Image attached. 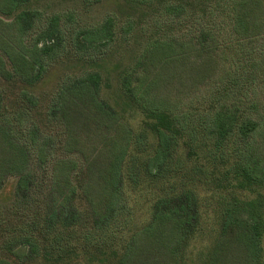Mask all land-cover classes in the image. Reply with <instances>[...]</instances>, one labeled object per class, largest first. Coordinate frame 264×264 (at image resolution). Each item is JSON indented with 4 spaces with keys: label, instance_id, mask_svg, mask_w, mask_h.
<instances>
[{
    "label": "trees",
    "instance_id": "1",
    "mask_svg": "<svg viewBox=\"0 0 264 264\" xmlns=\"http://www.w3.org/2000/svg\"><path fill=\"white\" fill-rule=\"evenodd\" d=\"M33 2L0 0V135L21 157L0 174V264H264V0H126L158 16L140 58L123 70L79 59L45 131L37 93L67 27ZM83 36L79 51L102 53L116 20ZM220 61L225 80L198 104L158 98L183 73L208 81ZM77 116L102 150L74 153Z\"/></svg>",
    "mask_w": 264,
    "mask_h": 264
},
{
    "label": "rangeland",
    "instance_id": "2",
    "mask_svg": "<svg viewBox=\"0 0 264 264\" xmlns=\"http://www.w3.org/2000/svg\"><path fill=\"white\" fill-rule=\"evenodd\" d=\"M33 8L39 12L44 23L54 16H58L62 24L67 27L66 42L57 54H53L51 60L53 63L50 67H47L44 76L46 79L37 93L39 98H42L37 112V119L41 122L42 129L46 128L47 108L57 88L64 85V82L75 81L83 73L82 68L78 67L79 59L97 58L98 64L108 61L111 68L117 67L123 70L140 58L141 52L147 44V40H145L146 32L151 29L157 30L154 26L158 16L151 13L146 14L142 10H134L127 4L126 0H34ZM109 17L116 20L118 40H115L108 49H102V53L93 50L79 51L77 40H83V34L86 31L100 26ZM130 23L134 25L135 29L141 25V30L135 37L130 38L132 40H125V33ZM31 41L28 40L27 42ZM10 44L15 50L13 57L17 61V66H19L21 44L18 40H10ZM48 57L47 55L43 56V58L50 61V57ZM6 61L8 66L11 67L10 60L6 58ZM86 66L89 67L90 65L86 63ZM227 70L228 67L221 64L220 61L213 78L197 85L193 83L192 78L184 77L186 74L183 73L181 81L179 79L169 81L157 91V96L160 99H165L171 109H182L192 103L196 105L199 100L209 94L216 84L225 80ZM112 86L114 92V88H117L116 82L112 83ZM104 93L108 96L110 94L109 90H105ZM254 101L264 104V87L261 92L256 94ZM253 116L256 120L259 119L258 112L254 113ZM61 119H63V116H60L59 120ZM73 123L72 131L69 132L70 136L77 140V146L73 150L74 153L83 155L85 153L86 155L88 152L97 153L98 149H103L102 139L97 137L95 131H88L87 127L84 126L83 119L78 116L74 117ZM53 126H57V124L54 123ZM61 129L57 127L54 131H59L60 136H67L68 131L63 132L64 129ZM52 143L57 146V143ZM54 146L53 148H55ZM19 161H21V157L18 151L12 147L10 148L3 136L0 135V174L9 178Z\"/></svg>",
    "mask_w": 264,
    "mask_h": 264
}]
</instances>
